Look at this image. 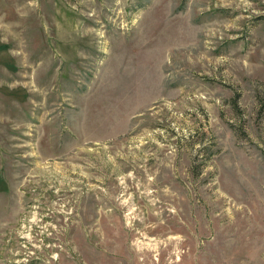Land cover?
I'll use <instances>...</instances> for the list:
<instances>
[{
	"label": "rangeland",
	"instance_id": "1",
	"mask_svg": "<svg viewBox=\"0 0 264 264\" xmlns=\"http://www.w3.org/2000/svg\"><path fill=\"white\" fill-rule=\"evenodd\" d=\"M0 264H264V0H0Z\"/></svg>",
	"mask_w": 264,
	"mask_h": 264
}]
</instances>
